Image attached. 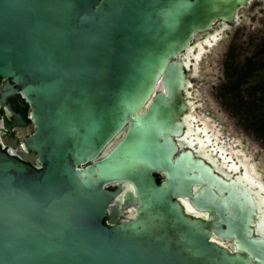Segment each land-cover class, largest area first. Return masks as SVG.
Returning <instances> with one entry per match:
<instances>
[{"label":"water","instance_id":"water-1","mask_svg":"<svg viewBox=\"0 0 264 264\" xmlns=\"http://www.w3.org/2000/svg\"><path fill=\"white\" fill-rule=\"evenodd\" d=\"M249 1L0 0V264H264V202L178 154L193 37Z\"/></svg>","mask_w":264,"mask_h":264},{"label":"flooded vegetation","instance_id":"flooded-vegetation-1","mask_svg":"<svg viewBox=\"0 0 264 264\" xmlns=\"http://www.w3.org/2000/svg\"><path fill=\"white\" fill-rule=\"evenodd\" d=\"M235 19L234 24L223 20L215 21L209 30L196 34L192 41V43H196L212 40V46L210 47L212 48L218 42L230 39L223 55V76L219 78L218 85L213 86V89H220V97H225L229 93L231 77L233 80L236 79L237 75L234 77L233 75L240 72L238 71V66L242 68L240 73L244 77L241 81L245 84L251 82L256 74L263 73L261 69L263 68L262 64H264V0H250L246 6L237 10ZM247 44L252 46V53H248L249 50H244L247 48ZM210 48L208 52L202 55L201 60L199 59L196 70L193 68L194 62L192 60H194L197 53L194 54L190 62L191 68L187 69V75L194 84V87L189 90V93L190 91L192 93L190 95L185 93V96H190L189 99L194 102L190 110L194 121H189V124L192 127L190 129L201 130L197 135L201 142L193 140L194 146L191 147L188 142H185L187 140L179 139L181 147L178 154L191 150L195 158L203 159L206 164L216 170L218 176L227 182H236L240 180L239 178H242L243 182L246 183L245 187L249 188L247 192L251 193L250 196L253 201H258L259 197V200L264 202V174L257 166L258 159L247 149H244L240 142L230 139L224 128L225 123H220L218 118L207 112L205 100L198 93L200 86L208 81V76L201 73L200 63L206 56L210 55ZM249 63L254 65L249 66ZM228 68H230L229 71L231 70V75L227 73ZM233 69L236 71L232 72ZM224 84H227V86H224ZM224 100L220 99L221 102ZM226 101L230 102V100ZM226 105L229 104L226 103ZM25 112L27 114L26 124L24 126L13 125L16 122V116L9 114L5 106H0V139L4 141V144H2L3 150L9 154L21 152L22 142L32 133L30 130L31 121L28 118L29 108L27 106L25 107ZM155 176L158 183L163 180L161 174H155ZM183 206L186 212L191 214L187 211L186 206ZM194 212L199 213L197 211ZM254 212V237H260L257 223L263 212H258L257 210ZM191 215L201 217L194 213ZM215 241L220 246L230 250L236 247L235 239L225 240L217 238Z\"/></svg>","mask_w":264,"mask_h":264},{"label":"rangeland","instance_id":"rangeland-1","mask_svg":"<svg viewBox=\"0 0 264 264\" xmlns=\"http://www.w3.org/2000/svg\"><path fill=\"white\" fill-rule=\"evenodd\" d=\"M230 39H224L210 48V55L206 56L200 63L201 73L208 76V81L203 83L198 93L204 98L207 112L218 118L220 123H225L224 128L230 139L240 142L257 160V166L264 174V146L258 142L253 135L244 128L243 120L236 114L233 103L227 102L225 97H220V89H213L218 85L219 78L223 76V55L227 49ZM241 44V43H240ZM251 45L247 44L248 53H252ZM225 99L223 102L220 99ZM229 104V105H226ZM235 112V113H234Z\"/></svg>","mask_w":264,"mask_h":264},{"label":"trees","instance_id":"trees-1","mask_svg":"<svg viewBox=\"0 0 264 264\" xmlns=\"http://www.w3.org/2000/svg\"><path fill=\"white\" fill-rule=\"evenodd\" d=\"M259 62V61H257ZM251 63H253L251 61ZM253 66L254 64H248ZM258 65V64H256ZM261 71L263 73L256 74L252 81L248 84L243 83L241 80L244 75L241 72L242 68L238 66L236 79L229 82V93L225 96L230 100L235 108L236 114L243 120V126L249 134L264 146V64H262ZM230 68L227 69L228 75H231ZM236 70L233 69L232 72ZM227 84H224V86ZM235 113V112H234Z\"/></svg>","mask_w":264,"mask_h":264},{"label":"bare ground","instance_id":"bare-ground-1","mask_svg":"<svg viewBox=\"0 0 264 264\" xmlns=\"http://www.w3.org/2000/svg\"><path fill=\"white\" fill-rule=\"evenodd\" d=\"M212 46V40L207 41L206 45L203 46L201 48V50H199V52L195 55L194 60H192V62H194V69L196 70V68L198 67V62L201 60L200 58L202 57L203 54H205L206 52H208L209 48ZM200 59V60H199ZM191 68V67H190ZM195 72V71H194ZM196 119V117H195ZM190 123V122H189ZM206 132V131H205Z\"/></svg>","mask_w":264,"mask_h":264}]
</instances>
